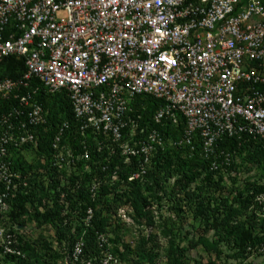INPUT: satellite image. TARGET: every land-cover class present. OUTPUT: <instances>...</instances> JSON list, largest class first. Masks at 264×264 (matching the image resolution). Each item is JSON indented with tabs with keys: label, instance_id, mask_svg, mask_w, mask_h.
Masks as SVG:
<instances>
[{
	"label": "built area",
	"instance_id": "2783aa9c",
	"mask_svg": "<svg viewBox=\"0 0 264 264\" xmlns=\"http://www.w3.org/2000/svg\"><path fill=\"white\" fill-rule=\"evenodd\" d=\"M9 57L26 72L0 76V101L18 102L0 117V212L29 187L15 155L48 132L41 91L65 94L82 137L92 133L109 162L135 161L137 177L160 149L199 153L227 173L236 159L219 151L224 138L264 144V0H0V68ZM152 99L159 106L142 124L136 106ZM70 138L69 122L58 124L46 155L69 177L91 161Z\"/></svg>",
	"mask_w": 264,
	"mask_h": 264
},
{
	"label": "rangeland",
	"instance_id": "374dc122",
	"mask_svg": "<svg viewBox=\"0 0 264 264\" xmlns=\"http://www.w3.org/2000/svg\"><path fill=\"white\" fill-rule=\"evenodd\" d=\"M45 140L40 133L36 151L15 155V163L20 160L17 170L30 178L29 193L36 195V202L27 203L22 212L9 200L0 212V264H19L10 256L28 264H172L175 255L182 256L181 264H264L263 157L259 163L253 154L241 152L239 167L229 173L211 172L200 162L192 180L166 168L139 177L99 174L95 163L81 162L78 176L87 182L93 201L101 186L108 187L100 207L107 227L99 234L98 256L86 260L82 252L71 259L68 244L60 247L57 242L53 220L63 219L66 235H75L81 223L91 224L92 214L74 208L81 182L73 183L65 168L55 170L44 154ZM15 214H21L24 225ZM255 236L263 240L243 246ZM200 238L215 243L217 250L196 246ZM77 245L83 248V241Z\"/></svg>",
	"mask_w": 264,
	"mask_h": 264
},
{
	"label": "trees",
	"instance_id": "16d2710c",
	"mask_svg": "<svg viewBox=\"0 0 264 264\" xmlns=\"http://www.w3.org/2000/svg\"><path fill=\"white\" fill-rule=\"evenodd\" d=\"M26 72L25 62L17 57H9L4 60L0 68V76L2 78H10L13 80H17L21 78L24 73ZM45 107L47 111H49V123H48V132L43 130L40 131L46 138L45 140V150L44 154L48 155L51 149L52 139L55 136L57 125L61 124L62 122L68 121L70 124V131H71V138L70 142L72 148L75 149V153L80 155L84 152V146L89 148L91 153V161L89 162L91 165L95 163L94 168H97L99 174H112L114 172L119 173H127L128 175H133L137 171L136 162L133 161L130 165H124L120 159L116 156L114 157V161L109 162V153L107 150L103 151L102 153H98V143L95 141L94 136L92 133H87L86 136H83L79 133L78 125L74 122L73 118L71 117V110L69 106L68 99L65 94H57V95H50L43 91L39 92L36 97ZM18 102L14 99L9 100H2L0 101V117L4 113L10 112L11 108L16 107ZM146 109L141 107V104H137L136 109L139 111L137 114L142 115V124L145 121H148L154 112L156 111L159 103L152 99L147 100L145 102ZM162 127V126H161ZM155 124H150V128H156L162 130V128ZM171 129V128H170ZM169 129V131H170ZM183 126L180 125L179 128L174 129L171 132V135L174 137H179L182 133ZM219 151L220 152H228L233 154L234 159L236 162L228 168L227 173L231 172L232 170H236L235 165H240V158L241 152H248L252 155L253 159L257 160L258 162L264 158V144L260 141H257L252 138H244V139H233V138H224L223 141L219 144ZM172 152V153H171ZM16 155H20L19 153ZM191 156V157H190ZM49 159V158H48ZM50 160V159H49ZM16 159H14V169H18L20 164V160L18 163H15ZM92 162V163H91ZM203 163L204 166H207L210 169L209 162L203 159L199 153L194 152L193 156L188 154L187 149L183 150H170L160 149L153 159L152 165L148 170V174L158 173L163 170V168L168 169L169 171L174 170L175 172L182 174L185 179L192 180L194 178V168L199 165V163ZM239 162V163H238ZM260 163V162H259ZM81 165V163H80ZM107 167L108 171L104 172L103 169ZM189 168V169H187ZM55 170H58L57 168ZM211 171V169H210ZM222 171V170H220ZM214 172V171H211ZM216 173V172H215ZM93 174H96V171H93ZM147 174V175H148ZM80 175V174H79ZM46 179V177H44ZM75 181H80L81 185L77 190L76 185V193L75 197L77 200L74 202V208L78 209L81 214H86V212L90 209L93 213L91 224L87 227L84 226L83 223L80 224L81 228L75 230V235H66L63 228V219L60 217L59 223H56L53 220V224L57 227V242L59 246H63L64 243L68 244L71 254V259H73V251L74 247L77 244L78 240L83 241V258L86 260H92L96 256L99 255L100 252V245L98 242L99 234H103L106 231L107 227V220L102 213V209L100 208L102 205V201L108 195V187L103 185L100 187V191L98 193V198L96 201H93L91 195L88 192L86 181L81 179L80 176L75 175L73 176V183ZM31 186V182H29V187L26 190H21L17 193V195L10 199L12 207L16 210L25 211L26 204L31 203L34 204L36 202V195H33L32 192L29 193V188ZM42 190L41 187H39ZM61 194L59 193L58 196ZM40 206L43 205L42 201L38 202ZM92 208V209H91ZM50 213H46V216H49ZM21 214H15L14 217L17 218L16 221H19V224H23L24 222L20 221ZM60 216V214H59ZM49 220H52L49 217ZM214 224H218L217 221ZM213 224V225H214ZM261 237L255 236L252 239H246L243 241V246H248L251 242L254 245L255 241L259 242ZM254 242V243H253ZM201 244L206 250H217L215 243H210L208 240L204 238L199 239V243ZM243 246L241 248H243ZM182 256L175 255L172 258V264H181ZM18 261L19 264H28L25 259L20 257L10 256V261Z\"/></svg>",
	"mask_w": 264,
	"mask_h": 264
}]
</instances>
